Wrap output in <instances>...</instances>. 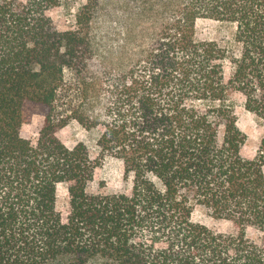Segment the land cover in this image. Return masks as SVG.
<instances>
[{"label": "trees", "instance_id": "1", "mask_svg": "<svg viewBox=\"0 0 264 264\" xmlns=\"http://www.w3.org/2000/svg\"><path fill=\"white\" fill-rule=\"evenodd\" d=\"M74 1L0 0V264H264V141L247 158L238 126L240 106L264 120V0L155 1L156 40L103 82L91 65L101 0L67 31L51 17ZM200 19L234 25L233 41L198 40ZM30 105L49 110L36 142L22 134ZM71 119L98 133L99 158L65 143ZM107 156L127 192L88 191ZM199 206L237 232L195 222Z\"/></svg>", "mask_w": 264, "mask_h": 264}, {"label": "rangeland", "instance_id": "2", "mask_svg": "<svg viewBox=\"0 0 264 264\" xmlns=\"http://www.w3.org/2000/svg\"><path fill=\"white\" fill-rule=\"evenodd\" d=\"M155 3L154 9H150L151 2L144 0H101L98 11L92 23V42L94 46V59L91 62L92 69L98 72L99 80L106 81L109 73L117 74L124 71L142 55L143 49L154 43L158 31L166 21L164 7ZM85 0H75L71 9L62 7L51 11L55 27L60 31H67L74 25V16L80 4ZM158 11L162 14H158ZM235 26L211 19H200L197 23V39L200 41H215L221 45H228L233 41ZM91 76V75H90ZM75 92H71L70 99L76 98ZM104 103L97 105V114L104 115ZM63 101L58 103L62 106ZM83 101L74 103L73 112L79 107H85ZM33 117L30 123L23 126L24 137L36 142L44 125L48 109L40 105H30ZM61 110V108L59 109ZM238 126L247 135V142L243 148V154L247 158H255L264 141V120L255 114L248 112L243 106L238 108ZM61 136L69 147L79 143L87 145L92 158L100 157L97 145L98 133L90 131L78 121L71 119L61 129ZM124 165L121 161L107 156L101 160L96 169L94 180L89 184L90 193H121L130 189L131 182L125 179ZM69 207V194L63 184L58 188L57 209L64 212ZM193 220L197 223L221 233H236L237 228L232 221L218 219L204 207L195 209ZM249 236L260 240L261 235L254 229L249 231Z\"/></svg>", "mask_w": 264, "mask_h": 264}]
</instances>
